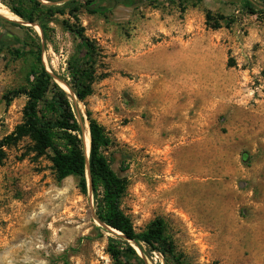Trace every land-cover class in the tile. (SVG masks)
<instances>
[{"label":"rangeland","instance_id":"1","mask_svg":"<svg viewBox=\"0 0 264 264\" xmlns=\"http://www.w3.org/2000/svg\"><path fill=\"white\" fill-rule=\"evenodd\" d=\"M128 1L102 0L104 16L77 14L103 56L79 102L63 81L77 40L61 22L74 21L55 15L44 42L36 25H13L22 22L9 9L16 0H0V141L22 123L26 96L2 98L28 88L36 65L28 44L37 43L86 152L87 112L110 138L105 156L126 183L120 208L136 233L160 219L183 264H264V12L241 0ZM208 11L225 16L219 29ZM197 45L198 60L170 53ZM2 150L0 264H114L107 243L117 239L96 221V199L78 178L57 181L51 151L37 155L28 137ZM132 247L147 264H165Z\"/></svg>","mask_w":264,"mask_h":264},{"label":"trees","instance_id":"2","mask_svg":"<svg viewBox=\"0 0 264 264\" xmlns=\"http://www.w3.org/2000/svg\"><path fill=\"white\" fill-rule=\"evenodd\" d=\"M101 1L67 0L62 6H49L41 0H16V6H9L10 11L22 21L21 24L12 22L13 25L24 29L25 24L36 25L44 42L49 24L56 21L55 15L62 16L66 11L74 21L73 24L61 22L65 31L77 40L76 51L67 62L69 81H63L79 102L91 95L92 84L97 78L96 70L103 56L97 43L88 38L84 28L78 24L77 14L84 10L88 14L104 16L107 10L101 9ZM195 1L201 4L204 0ZM241 1L251 14L264 12V8L253 0ZM224 18L225 16L220 15L217 19H212L210 12L206 13L207 21H212V29H219V21ZM28 46L33 52L36 51V65L31 67L27 76L29 86L27 89L8 92L2 98L8 104L13 98L23 94L27 100L23 107L22 123L0 141V162L3 159L4 147L24 137L30 138L37 155L51 151L50 161L57 181L70 176L76 177L81 193L86 194L89 190L96 199V221L117 239L109 238L107 243V252L114 264H147L132 246L141 253L143 246L159 253L165 264H183L181 254L176 252L174 244L165 236L162 220L157 219L142 232H135L131 221L120 208V199L125 193L126 183L114 173L105 156L111 140L104 127L87 112V158L82 138L83 130L76 119L69 96L45 70L41 58L42 46L37 43ZM117 241L123 242L125 248L118 247Z\"/></svg>","mask_w":264,"mask_h":264},{"label":"crops","instance_id":"3","mask_svg":"<svg viewBox=\"0 0 264 264\" xmlns=\"http://www.w3.org/2000/svg\"><path fill=\"white\" fill-rule=\"evenodd\" d=\"M173 56H179L184 59L189 58H195L198 60V45L194 46L191 50L186 51V49H180L179 51L174 50L173 52H170ZM174 71V70H172ZM180 72V70H179ZM181 73H184L185 75H198V68L193 69L192 71H186L185 69L181 71Z\"/></svg>","mask_w":264,"mask_h":264},{"label":"bare ground","instance_id":"4","mask_svg":"<svg viewBox=\"0 0 264 264\" xmlns=\"http://www.w3.org/2000/svg\"><path fill=\"white\" fill-rule=\"evenodd\" d=\"M0 14L7 16V12L6 11H1L0 10ZM86 145H87V149L89 148V136L86 135Z\"/></svg>","mask_w":264,"mask_h":264},{"label":"water","instance_id":"5","mask_svg":"<svg viewBox=\"0 0 264 264\" xmlns=\"http://www.w3.org/2000/svg\"><path fill=\"white\" fill-rule=\"evenodd\" d=\"M87 158H88V151L86 152ZM114 232V231H113ZM116 233V232H115ZM118 235H120L119 233H117Z\"/></svg>","mask_w":264,"mask_h":264},{"label":"flooded vegetation","instance_id":"6","mask_svg":"<svg viewBox=\"0 0 264 264\" xmlns=\"http://www.w3.org/2000/svg\"><path fill=\"white\" fill-rule=\"evenodd\" d=\"M131 1H132V0H129L128 3L131 2Z\"/></svg>","mask_w":264,"mask_h":264}]
</instances>
